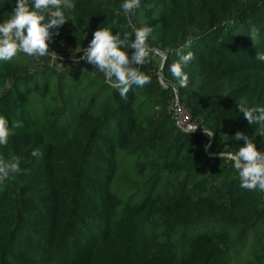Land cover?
<instances>
[{"label":"trees","instance_id":"trees-1","mask_svg":"<svg viewBox=\"0 0 264 264\" xmlns=\"http://www.w3.org/2000/svg\"><path fill=\"white\" fill-rule=\"evenodd\" d=\"M122 2L62 0L47 52L107 29L133 69L135 30L147 27L162 83L150 62L137 72L149 83L121 95L87 58L0 61V115L22 123L0 146V159L20 160L0 183V264H264V192L242 188L231 161L246 144L237 133L264 154V122L238 108L264 107V0H140L130 14ZM14 6L0 0V21ZM55 10H37L42 23ZM188 51L179 87L169 67ZM177 97L212 134L210 152L178 125Z\"/></svg>","mask_w":264,"mask_h":264},{"label":"clouds","instance_id":"clouds-1","mask_svg":"<svg viewBox=\"0 0 264 264\" xmlns=\"http://www.w3.org/2000/svg\"><path fill=\"white\" fill-rule=\"evenodd\" d=\"M62 0H32V10L29 9L27 0H15V6L11 11V15L0 21V61H9L19 52L24 53L28 57H45L47 55V39L49 36L48 29L53 25L64 23V13L60 10ZM140 6V0H123L120 7L125 14H130L134 9ZM65 7L71 9L74 7L72 3H66ZM51 12L53 17L47 23H42L44 16L39 14L37 10ZM150 28H141L135 30V40L131 47L136 51L133 61L137 64L143 63L148 55L146 49V39L150 34ZM260 28L256 25H250L248 34L253 41L257 40ZM127 38V37H126ZM120 41L109 30L101 29L94 33L90 46L85 50L86 58L89 62L94 63L100 72L106 78H115L117 85H125L120 89L121 95L128 91L127 85L133 82L138 86H144L149 83V76L138 74L136 70L128 67L129 59L125 52L121 51ZM191 41H187L185 47H190ZM179 61L172 63L169 72L179 87H186L189 84V76L185 69L194 59V54L188 51L187 54H180ZM256 61L264 63V52H259ZM239 111L244 117L252 122L253 119L264 122V107H249L241 102L238 104ZM259 115L254 117V113ZM22 127L21 122H16L9 126L8 120L0 115V146L8 144L9 137L14 134V129ZM195 131V126L189 124L184 128L185 133ZM211 135V133H208ZM245 139V146L241 147L233 159L234 168L239 170V179L241 187L247 190L258 189L264 192V154L257 151L256 146L242 134L237 133L236 139ZM39 149L32 151L33 157L38 156ZM20 171V160L12 157L11 161L0 159V183L8 180L9 171ZM26 171V170H25Z\"/></svg>","mask_w":264,"mask_h":264},{"label":"rangeland","instance_id":"rangeland-1","mask_svg":"<svg viewBox=\"0 0 264 264\" xmlns=\"http://www.w3.org/2000/svg\"><path fill=\"white\" fill-rule=\"evenodd\" d=\"M129 20H130V24H133V16L130 15L129 16ZM89 47V45H85L84 47H74V46H70V45H62V46H55V47H51L48 52L47 55L51 56L52 58L55 59L56 62H59L60 60L65 59L66 61H78V60H82L84 58H86L85 55V50ZM148 55L145 57L144 62H150L151 64V71L154 73L155 78L157 81L159 82H163L162 81V77H161V67H162V63H163V57L164 55L156 50L153 51H147ZM134 70H136L137 72L140 70V66L139 64H136L133 67ZM110 82H115V78H107ZM174 116L178 122V125L185 128L187 127L189 124L193 123V119L192 117L183 109V108H177L176 106H174ZM200 123V122H197ZM208 131L206 129H204L203 132L198 133L201 136V143L202 145L206 148L207 151L210 150L211 144H210V140H212L213 136L208 135ZM210 152V151H209ZM222 157H228L227 153H222L221 154Z\"/></svg>","mask_w":264,"mask_h":264},{"label":"built area","instance_id":"built-area-1","mask_svg":"<svg viewBox=\"0 0 264 264\" xmlns=\"http://www.w3.org/2000/svg\"><path fill=\"white\" fill-rule=\"evenodd\" d=\"M175 106H176V105H175ZM178 108H179V107H178ZM191 125L195 126V131H192V132H194V133H201V132H203L204 129H205L203 125H201L200 123H197L196 121H193V123H192ZM180 128H181L182 130H184L183 127L180 126Z\"/></svg>","mask_w":264,"mask_h":264},{"label":"water","instance_id":"water-1","mask_svg":"<svg viewBox=\"0 0 264 264\" xmlns=\"http://www.w3.org/2000/svg\"><path fill=\"white\" fill-rule=\"evenodd\" d=\"M176 107H177V108L179 107V99H178V97H177V99H176Z\"/></svg>","mask_w":264,"mask_h":264}]
</instances>
